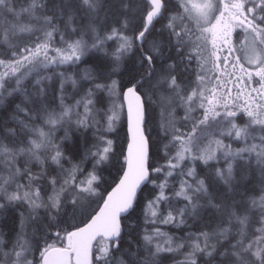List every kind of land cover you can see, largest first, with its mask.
<instances>
[{"label": "snow or ice", "instance_id": "1", "mask_svg": "<svg viewBox=\"0 0 264 264\" xmlns=\"http://www.w3.org/2000/svg\"><path fill=\"white\" fill-rule=\"evenodd\" d=\"M0 216V264H264V0H0Z\"/></svg>", "mask_w": 264, "mask_h": 264}, {"label": "trees", "instance_id": "2", "mask_svg": "<svg viewBox=\"0 0 264 264\" xmlns=\"http://www.w3.org/2000/svg\"><path fill=\"white\" fill-rule=\"evenodd\" d=\"M118 131L120 132L121 135H123V130L118 129ZM4 219H5L4 216H0V221H4ZM7 222L9 223V225H11V218H9Z\"/></svg>", "mask_w": 264, "mask_h": 264}, {"label": "rangeland", "instance_id": "3", "mask_svg": "<svg viewBox=\"0 0 264 264\" xmlns=\"http://www.w3.org/2000/svg\"><path fill=\"white\" fill-rule=\"evenodd\" d=\"M235 146V145H234ZM168 264H171V262H168Z\"/></svg>", "mask_w": 264, "mask_h": 264}]
</instances>
